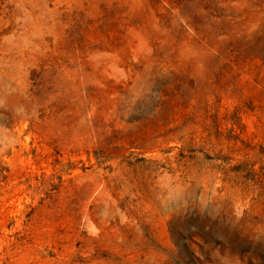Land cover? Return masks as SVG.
<instances>
[{
	"label": "rangeland",
	"instance_id": "374dc122",
	"mask_svg": "<svg viewBox=\"0 0 264 264\" xmlns=\"http://www.w3.org/2000/svg\"><path fill=\"white\" fill-rule=\"evenodd\" d=\"M0 264H264V0H0Z\"/></svg>",
	"mask_w": 264,
	"mask_h": 264
}]
</instances>
